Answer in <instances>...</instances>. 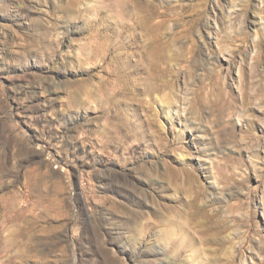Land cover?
<instances>
[{
	"label": "rangeland",
	"instance_id": "374dc122",
	"mask_svg": "<svg viewBox=\"0 0 264 264\" xmlns=\"http://www.w3.org/2000/svg\"><path fill=\"white\" fill-rule=\"evenodd\" d=\"M110 2L0 0V264H264V0Z\"/></svg>",
	"mask_w": 264,
	"mask_h": 264
},
{
	"label": "bare ground",
	"instance_id": "6f19581e",
	"mask_svg": "<svg viewBox=\"0 0 264 264\" xmlns=\"http://www.w3.org/2000/svg\"><path fill=\"white\" fill-rule=\"evenodd\" d=\"M107 2H108V5H109V7H111V2H110V0H107ZM105 3V2H104ZM113 7V6H112ZM116 8V7H115ZM109 9V8H108ZM110 9H112V8H110ZM140 11H143V6H140ZM150 15H152L151 13H150ZM146 17L144 18V23L145 24H147V22H150L152 19V16H149V15H145ZM154 18V17H153ZM156 23V22H155ZM154 23V27L155 28H159L160 26H161V24L160 23H157V24H155ZM127 28V27H126ZM125 28V29H126ZM128 29H130V28H128ZM152 29V28H151ZM154 29V28H153ZM176 183H177V181L176 180H174V184L176 185ZM173 184V183H172ZM180 211V210H179ZM166 219V218H165ZM147 221H150L149 219L147 220ZM168 221H169V219H168ZM167 221V222H168ZM141 223V222H140ZM139 223V224H140ZM179 224L178 225V228H176L175 230H173V229H169L168 228V225L166 224V223H164L163 225L164 226H167V228L166 229H168V233H169V235L170 236H167L165 239H164V241H163V248L164 249H166V247L168 248V250L169 251H176V253L177 254H175L174 255V259H177L178 257H179V253H180V251L182 250V249H184V247H185V242H184V240H182L181 238H183V237H185V238H187L188 237V234L190 233V231H191V228H186L185 227V224H184V222H181V219H180V216H177V220H176V224ZM139 226V225H138ZM153 226H154V223H150V222H147V223H145V224H143L142 226H141V230L142 231H144V230H147V231H151L152 230V228H153ZM138 228H140V227H138ZM140 229H138V231H139ZM140 233H141V231H140ZM168 235V234H167ZM157 239V238H156ZM163 240V239H162ZM178 244V246L176 247L175 246V244ZM181 255V254H180ZM171 258V257H170ZM169 259V258H168ZM172 260V259H171Z\"/></svg>",
	"mask_w": 264,
	"mask_h": 264
}]
</instances>
